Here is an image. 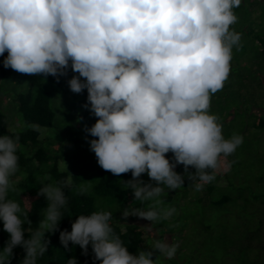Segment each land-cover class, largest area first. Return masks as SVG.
Wrapping results in <instances>:
<instances>
[{
  "label": "clouds",
  "instance_id": "1",
  "mask_svg": "<svg viewBox=\"0 0 264 264\" xmlns=\"http://www.w3.org/2000/svg\"><path fill=\"white\" fill-rule=\"evenodd\" d=\"M242 0H0V56L5 69L59 80L68 70L70 90H87L91 114L85 131L98 165L113 175L131 172L121 182L135 200L148 201L183 187L185 177L195 191L211 183L227 157L243 143L233 133L225 138L219 118L210 112L211 96L230 73L233 48L241 33L232 26ZM259 44V42H257ZM83 78V79H82ZM38 127V126H36ZM19 136L0 135V222L8 234L0 248V264H11L14 249H23L19 264H37L58 229L67 196L59 183L44 184L38 195L47 201L42 219L31 227L32 204L9 199L10 177L19 167ZM171 152V160L166 154ZM177 164L184 174L175 171ZM189 166L195 171L188 172ZM147 174L150 181L140 179ZM186 174V175H185ZM175 208L125 210L150 222ZM110 211L80 214L71 230H60L65 248L89 246L93 264H160L172 259L178 245L155 240L150 250L131 253L111 226ZM28 225V227H25ZM66 264H79L75 257Z\"/></svg>",
  "mask_w": 264,
  "mask_h": 264
},
{
  "label": "rangeland",
  "instance_id": "2",
  "mask_svg": "<svg viewBox=\"0 0 264 264\" xmlns=\"http://www.w3.org/2000/svg\"><path fill=\"white\" fill-rule=\"evenodd\" d=\"M263 1L259 0L255 8H251V1L242 0L241 5L234 9L238 21L232 27L241 33V42L233 48L228 79L223 88L211 96L210 101V112L219 118L225 138L231 137L233 133L243 137V143L227 157L231 162L230 171H222L221 175L209 183L211 189L206 184L200 191L194 190L186 176L182 188H165L161 196L145 201L142 207H135L142 210L151 208L158 212L175 208V213L167 219L161 215L152 222L139 217L134 220L155 233L150 239V245L157 239L178 245L175 256L170 259L177 264H247L256 255L263 257V251L257 254L259 247L254 246L255 243L246 248L241 247L244 240H248L245 235H249V231L256 227L257 219L264 218V211L258 209L261 195L264 194V127L260 131L246 128V123L257 119L256 113L246 115L253 107L261 108L260 114L264 117V61L255 57L256 41L253 33L264 26V12L258 16L264 10ZM246 29L248 32L244 31ZM25 87L26 84L22 85V88ZM71 93L74 92L60 90L53 93L52 105L57 110L56 116L61 115L60 127L66 131L71 125L79 132L85 119H79L78 122L75 120L76 108L73 106L77 104L72 103ZM76 95L81 96L80 93ZM0 109L6 114L7 128L22 129L26 126L10 101V96L5 98L3 93L0 95ZM27 126L40 130V136L49 132L45 127L35 124ZM51 130L53 132L50 135H58L57 129ZM66 144L68 154L81 151L78 146L87 149L85 144ZM171 157V152L166 154V158L171 160ZM66 166L64 159L59 160V168ZM175 171L184 174L183 165L177 164ZM194 171L189 166L188 172ZM19 177L18 174L16 178ZM146 177L142 174L140 179L147 180ZM127 180L130 179L120 178L116 182L121 184ZM256 194H259L257 199L254 198ZM162 195H170V198ZM223 195L228 196V199L217 205L212 203ZM96 207L97 211H110L113 216L118 214L116 202L109 203L97 198ZM157 255L159 258L164 257L154 251L153 259ZM242 259L246 261L242 262ZM257 261H261L260 256Z\"/></svg>",
  "mask_w": 264,
  "mask_h": 264
},
{
  "label": "trees",
  "instance_id": "3",
  "mask_svg": "<svg viewBox=\"0 0 264 264\" xmlns=\"http://www.w3.org/2000/svg\"><path fill=\"white\" fill-rule=\"evenodd\" d=\"M251 1V8H255L259 0ZM264 2V1H263ZM264 10H261L259 17ZM259 24V21L257 22ZM255 31L254 44L256 55L255 57L264 61V26ZM248 32V30H244ZM259 42V44H257ZM7 52L4 53V56ZM4 56H0V95L3 93L5 98H9L15 105L16 110L20 113V117L26 126L22 129L7 128L6 114L0 109V135L19 136V148L17 155L19 157V167L17 171L10 177L11 187L8 192V198L21 201L23 207V199L27 198L31 204V211L28 214V219L31 221V227L38 226L42 219V210L47 207V201L43 196L38 195V190L47 183H59L67 196V204L63 212V218L59 223L58 229L53 232H46L45 238L49 241L48 250L45 255L38 258L37 264H66L70 257H75L79 264H93L92 252L89 246L88 255H82V251L78 245L69 243V248L65 249L59 241L60 230H71V223L80 214H90L97 211L96 199L102 201L116 202L118 214L113 216L111 226L114 231L120 236L121 240L128 247L129 252L135 253L138 249L147 251L150 249V239L155 236V233L148 229L145 225L136 222V216L123 217L125 210L131 211L135 207H142L145 201L135 200L131 189H123L120 183L116 180L120 178L131 179V172L113 175L110 171L102 169L98 163L94 152L90 151L88 141L97 139L92 137L85 131V127H91L97 117L89 111L87 101V90L80 93V97L76 93L70 94L72 103L77 104L75 120L85 119L84 126L81 131H75L70 125L66 131L60 127V116L57 115V110L52 105V94L60 90H70L67 80L73 73L68 70L66 76H62L57 80L55 77L48 75H28L18 73L11 68L3 67ZM43 78V79H42ZM83 79V78H82ZM259 83V81H258ZM26 84L25 88L22 85ZM262 109L253 107L246 115L256 113L257 119L250 123H246V128H253L260 131L264 127V117L260 112ZM35 124L40 127H45L49 132H44L40 136V130L31 128L27 125ZM57 129L58 135H50ZM260 129V130H259ZM57 136H59L57 138ZM79 143L87 147V149L78 146L81 151L75 153H67L66 143ZM81 145V146H82ZM84 146V147H85ZM64 159L67 162L66 168H59V160ZM222 170L217 173V177L221 175ZM20 175L19 178L16 176ZM146 177V173L144 174ZM142 179L144 182H151L150 178ZM86 180V181H85ZM211 189V184H208ZM259 202V210L264 211V194ZM164 198H170V195H162ZM259 194L254 195L258 198ZM228 199V196L223 195L222 198L212 201L217 205ZM28 227V225H25ZM264 218L257 219L256 227L249 231V235H245L244 242L241 247H247L255 243L254 246L259 247L257 254L260 251L264 252ZM8 239V234L3 231V224L0 222V248H3L5 241ZM251 240V242H250ZM244 248V250H245ZM243 252V251H242ZM158 253V252H157ZM23 249L17 247L14 249V256L11 264H19L23 258ZM261 261H257L258 257ZM245 258L246 255H245ZM153 259V257H152ZM160 264H177L174 260L160 256ZM242 262L246 260H241ZM99 264V261H96ZM247 264H264V253L256 255Z\"/></svg>",
  "mask_w": 264,
  "mask_h": 264
}]
</instances>
